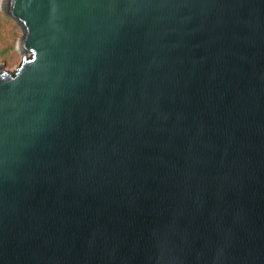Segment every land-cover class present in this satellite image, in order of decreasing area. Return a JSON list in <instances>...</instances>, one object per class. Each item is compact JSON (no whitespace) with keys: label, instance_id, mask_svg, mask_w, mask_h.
Instances as JSON below:
<instances>
[{"label":"water","instance_id":"1","mask_svg":"<svg viewBox=\"0 0 264 264\" xmlns=\"http://www.w3.org/2000/svg\"><path fill=\"white\" fill-rule=\"evenodd\" d=\"M0 7V264H264V0Z\"/></svg>","mask_w":264,"mask_h":264},{"label":"rangeland","instance_id":"2","mask_svg":"<svg viewBox=\"0 0 264 264\" xmlns=\"http://www.w3.org/2000/svg\"><path fill=\"white\" fill-rule=\"evenodd\" d=\"M22 36V29L0 7V64L6 71H15L22 61L23 54L17 47Z\"/></svg>","mask_w":264,"mask_h":264}]
</instances>
